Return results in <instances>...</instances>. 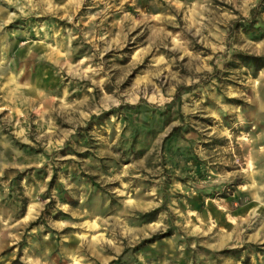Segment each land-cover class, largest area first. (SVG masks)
Wrapping results in <instances>:
<instances>
[{
	"label": "rangeland",
	"instance_id": "374dc122",
	"mask_svg": "<svg viewBox=\"0 0 264 264\" xmlns=\"http://www.w3.org/2000/svg\"><path fill=\"white\" fill-rule=\"evenodd\" d=\"M0 264H264V0H0Z\"/></svg>",
	"mask_w": 264,
	"mask_h": 264
}]
</instances>
